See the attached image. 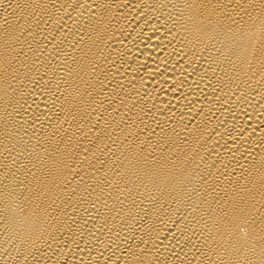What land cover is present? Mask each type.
<instances>
[{"label":"bare ground","instance_id":"1","mask_svg":"<svg viewBox=\"0 0 264 264\" xmlns=\"http://www.w3.org/2000/svg\"><path fill=\"white\" fill-rule=\"evenodd\" d=\"M0 264H264V0H0Z\"/></svg>","mask_w":264,"mask_h":264}]
</instances>
